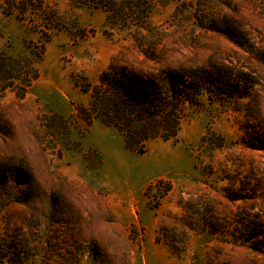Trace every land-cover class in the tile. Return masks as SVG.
I'll return each mask as SVG.
<instances>
[{
  "label": "rangeland",
  "instance_id": "1",
  "mask_svg": "<svg viewBox=\"0 0 264 264\" xmlns=\"http://www.w3.org/2000/svg\"><path fill=\"white\" fill-rule=\"evenodd\" d=\"M132 1L141 18L109 21L72 0H0V58L39 73L25 92L0 81V264H264V3ZM110 64L223 84L139 154L76 111Z\"/></svg>",
  "mask_w": 264,
  "mask_h": 264
},
{
  "label": "trees",
  "instance_id": "2",
  "mask_svg": "<svg viewBox=\"0 0 264 264\" xmlns=\"http://www.w3.org/2000/svg\"><path fill=\"white\" fill-rule=\"evenodd\" d=\"M262 2L264 3V0ZM72 3L81 7L90 4L95 8L103 7L109 13V21L117 14L121 19L123 15L129 18L141 16L139 9L142 4L136 5L132 0L130 4L124 3L122 6L118 5L116 0H72ZM230 27L223 26L219 32L242 49L250 45L242 32L238 33ZM250 50L254 51L252 47ZM259 55L264 62V53ZM147 58L150 59L151 56L148 55ZM38 74V70L30 61L0 58V81L5 83L2 88L4 90L14 89V83H20L25 87L22 89L25 92L32 81L38 78ZM189 79L192 80L179 85L175 77L170 75L163 74L154 78L140 75L130 68L117 69L114 64H110L100 75L98 85L87 84L80 88L84 94L90 95V101L88 106H80L76 111L80 120L88 126L94 121H99L122 135L127 149L143 154L150 141L168 142L177 138L183 121L184 107L197 99V89L205 90L206 87L223 84L220 80L212 79L205 71H202L200 76H191Z\"/></svg>",
  "mask_w": 264,
  "mask_h": 264
}]
</instances>
